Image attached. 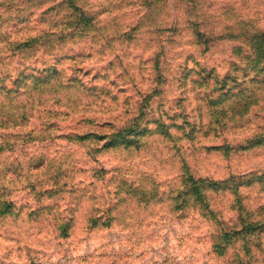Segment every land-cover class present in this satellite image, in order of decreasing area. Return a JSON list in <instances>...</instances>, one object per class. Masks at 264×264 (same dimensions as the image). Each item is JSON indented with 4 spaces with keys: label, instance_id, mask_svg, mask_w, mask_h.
Wrapping results in <instances>:
<instances>
[{
    "label": "rangeland",
    "instance_id": "374dc122",
    "mask_svg": "<svg viewBox=\"0 0 264 264\" xmlns=\"http://www.w3.org/2000/svg\"><path fill=\"white\" fill-rule=\"evenodd\" d=\"M65 1L0 0V51L45 32L0 101V264H264V228L219 255L217 220L173 198L188 166L243 182L211 192L224 222L264 216V0H68L85 36Z\"/></svg>",
    "mask_w": 264,
    "mask_h": 264
},
{
    "label": "trees",
    "instance_id": "16d2710c",
    "mask_svg": "<svg viewBox=\"0 0 264 264\" xmlns=\"http://www.w3.org/2000/svg\"><path fill=\"white\" fill-rule=\"evenodd\" d=\"M67 5L66 12L62 13L64 18H68L69 22L67 27H73V32L67 33L66 36L75 34H79V36H85V33L88 29V24L91 22V17L89 14L84 11L82 6L75 3H69L68 0L65 1ZM72 28V29H73ZM70 31V30H68ZM72 31V30H71ZM45 32L39 33L37 36H33L27 38L25 40H5L3 44V49H1V53L4 54L2 57L8 59L7 61L15 60L17 62L16 65H12L13 70H10L9 63H4L0 60V101L2 98L7 97L9 95L17 94L18 96L23 95L21 92L25 89L26 92L29 82L27 78L33 76L32 74H28L27 71L32 69L36 70L39 69L38 67H34L32 65H27L25 62H21L17 59V56L20 53L25 52L28 49H31L36 41L44 34ZM66 33V32H65ZM64 35V34H63ZM62 35V36H63ZM198 35H202L200 32ZM40 40V39H39ZM258 50L261 58H264V34L258 37ZM4 59V60H5ZM13 63V61H12ZM22 66H25V70H20ZM14 97V99L19 100V97ZM3 103V102H2ZM1 115V114H0ZM28 115H16L15 124L20 125L23 121L28 119ZM19 121V122H18ZM0 128L4 127V123L2 119L0 120ZM135 126L121 128L120 130L116 131L114 136H112L111 144L114 146L120 144H127L131 145L133 141L137 140L138 136H133L134 134L140 133L138 132V124ZM133 134V135H132ZM91 135H94L93 133ZM86 136L85 139H87ZM260 141L256 140V143ZM1 149V147H0ZM185 172L181 176V187L179 188L177 194L173 196L176 200V207L178 209H184L189 203L192 201L194 204H197L205 216L217 220L215 223L218 227L217 233L214 235V243L213 248L214 251L217 252L219 255H224L227 249L236 244L239 240H245L247 237L254 233L253 231L257 228H264V216H259L257 221V216L251 217L248 213L245 217V220H242L241 217L239 218L240 222H233V224H229L226 221L224 222L221 220L217 214V210H215L212 206L211 202V192H219V191H228L230 190L232 193L235 194L236 201L239 204V189L243 185V182H240L238 178L235 176H230L226 179H215L210 177H202L198 176L191 171L188 166L184 168ZM253 175V174H251ZM259 179V178H258ZM210 194V195H209ZM2 212L5 213L8 209H11L12 204L10 202H5L3 204ZM236 208L235 204L232 208ZM240 207L238 208V210ZM254 219V220H252ZM94 225L98 224V221L92 220ZM238 221V220H237ZM67 226L65 225V228ZM264 231V230H263ZM66 235V234H65ZM247 249L249 247L247 246ZM250 251V250H249Z\"/></svg>",
    "mask_w": 264,
    "mask_h": 264
}]
</instances>
